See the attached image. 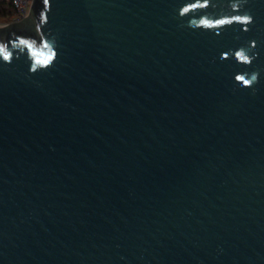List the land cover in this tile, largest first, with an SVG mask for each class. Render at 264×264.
<instances>
[{"label": "water", "instance_id": "95a60500", "mask_svg": "<svg viewBox=\"0 0 264 264\" xmlns=\"http://www.w3.org/2000/svg\"><path fill=\"white\" fill-rule=\"evenodd\" d=\"M0 264H264V0L0 25Z\"/></svg>", "mask_w": 264, "mask_h": 264}, {"label": "trees", "instance_id": "16d2710c", "mask_svg": "<svg viewBox=\"0 0 264 264\" xmlns=\"http://www.w3.org/2000/svg\"><path fill=\"white\" fill-rule=\"evenodd\" d=\"M15 18L16 13L12 0H0V25L11 23Z\"/></svg>", "mask_w": 264, "mask_h": 264}, {"label": "built area", "instance_id": "2783aa9c", "mask_svg": "<svg viewBox=\"0 0 264 264\" xmlns=\"http://www.w3.org/2000/svg\"><path fill=\"white\" fill-rule=\"evenodd\" d=\"M34 0H12L16 18L13 22L24 20L30 13L31 6Z\"/></svg>", "mask_w": 264, "mask_h": 264}, {"label": "snow or ice", "instance_id": "6c2138e0", "mask_svg": "<svg viewBox=\"0 0 264 264\" xmlns=\"http://www.w3.org/2000/svg\"><path fill=\"white\" fill-rule=\"evenodd\" d=\"M236 19L237 20H240L241 18L240 17H236ZM244 22L245 23H249L250 21L248 20V18H244ZM45 46L47 47V45H45ZM54 56H55V53H53L52 56H50V57H48V58H46L44 60H38L37 63L44 64L45 66H47L51 62V60H52V58ZM4 59L5 60H8L9 59V56L7 54H5L4 55ZM33 71H35V69H33ZM237 79H242V78L241 77H238ZM253 79H255V77H253ZM244 83L247 84L248 81H244Z\"/></svg>", "mask_w": 264, "mask_h": 264}]
</instances>
